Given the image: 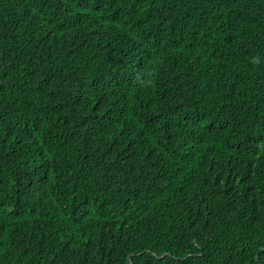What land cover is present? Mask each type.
<instances>
[{
  "label": "trees",
  "instance_id": "16d2710c",
  "mask_svg": "<svg viewBox=\"0 0 264 264\" xmlns=\"http://www.w3.org/2000/svg\"><path fill=\"white\" fill-rule=\"evenodd\" d=\"M0 264H264V0H0Z\"/></svg>",
  "mask_w": 264,
  "mask_h": 264
}]
</instances>
